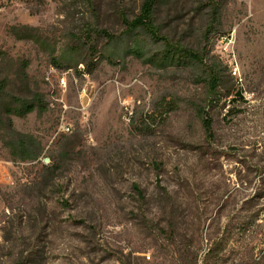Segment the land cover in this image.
<instances>
[{"label": "rangeland", "instance_id": "obj_1", "mask_svg": "<svg viewBox=\"0 0 264 264\" xmlns=\"http://www.w3.org/2000/svg\"><path fill=\"white\" fill-rule=\"evenodd\" d=\"M143 3L0 0V106L46 104L12 116L37 159L0 131V264H264V0L158 1L160 34L205 65L128 34Z\"/></svg>", "mask_w": 264, "mask_h": 264}, {"label": "trees", "instance_id": "obj_2", "mask_svg": "<svg viewBox=\"0 0 264 264\" xmlns=\"http://www.w3.org/2000/svg\"><path fill=\"white\" fill-rule=\"evenodd\" d=\"M159 0H144L140 14L132 21H126L128 34L142 31L156 42L162 44L163 49L154 56L162 65H205L208 53L173 42L166 36L160 34L158 25L155 23V7ZM220 15V7H213L214 21L217 22ZM213 24L211 25L212 28ZM211 30V29H209ZM211 95L216 94L220 85V74L214 67L209 68L207 79ZM6 82H0V102L6 91ZM245 102L242 90L236 91V96L231 102ZM45 111L46 104L40 94L34 98L16 97L10 102L0 106V131L6 130V138L9 142L10 153L13 159L29 160L37 159L42 151L41 144L33 137H28L17 131L12 116L25 117L33 111ZM231 112V109L229 110ZM206 115V114H205ZM203 116L204 129L207 134H213V119L208 115ZM38 143V144H37Z\"/></svg>", "mask_w": 264, "mask_h": 264}, {"label": "built area", "instance_id": "obj_3", "mask_svg": "<svg viewBox=\"0 0 264 264\" xmlns=\"http://www.w3.org/2000/svg\"><path fill=\"white\" fill-rule=\"evenodd\" d=\"M224 41V38L221 39V42ZM236 69V76L239 75V71H238V68L235 67ZM60 87L63 89V90H66L67 87H68V82H67V77L65 75H63L61 78H60ZM70 129H72L71 127V124H69L68 122L65 121V119L63 118L61 120V123L58 127V133H68L70 131ZM264 227V210L262 211V217H261V221H260Z\"/></svg>", "mask_w": 264, "mask_h": 264}, {"label": "bare ground", "instance_id": "obj_4", "mask_svg": "<svg viewBox=\"0 0 264 264\" xmlns=\"http://www.w3.org/2000/svg\"><path fill=\"white\" fill-rule=\"evenodd\" d=\"M234 73L236 74V71Z\"/></svg>", "mask_w": 264, "mask_h": 264}]
</instances>
